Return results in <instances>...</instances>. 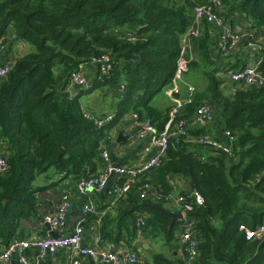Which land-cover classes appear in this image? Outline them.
Listing matches in <instances>:
<instances>
[{
  "label": "trees",
  "instance_id": "16d2710c",
  "mask_svg": "<svg viewBox=\"0 0 264 264\" xmlns=\"http://www.w3.org/2000/svg\"><path fill=\"white\" fill-rule=\"evenodd\" d=\"M222 1L225 18L236 12L245 15L264 39V0ZM195 5L196 0H0L4 45L5 32L12 27L18 39L34 47L15 57L0 80V147L9 164L0 176V236L6 245L14 239L20 219L36 213L38 176L50 169L65 176H89L102 166L101 142L108 126L98 127L87 117L83 90L71 91L70 74L80 63L109 55L112 69L102 79L96 77L95 87L120 90L118 118L137 113L162 129L172 105L164 112L153 99L173 85ZM218 34L216 30L210 39L207 32L196 39L201 57L214 59V70L208 73L209 86L181 108L179 119L193 118L209 98L224 129L236 136L232 154L172 137L155 168L156 180L140 177L120 199L123 221L130 225L139 212L146 219L143 229L168 230L171 218L153 205L163 206L173 191L172 179L184 177L192 191L181 196L193 202L195 191L204 198L190 213L196 220V264H264V238L248 240L240 230L241 225L264 223V84H236L230 93L221 89L217 60L233 54L217 53ZM255 57L263 58L264 72V44ZM197 65L192 60L189 69ZM188 129L190 135L200 134ZM144 182L154 185L160 200L140 198Z\"/></svg>",
  "mask_w": 264,
  "mask_h": 264
},
{
  "label": "crops",
  "instance_id": "0c3cea01",
  "mask_svg": "<svg viewBox=\"0 0 264 264\" xmlns=\"http://www.w3.org/2000/svg\"><path fill=\"white\" fill-rule=\"evenodd\" d=\"M230 18L232 19V27L238 31L248 32L253 29L251 23L245 17L242 18L239 12L232 13ZM201 26L206 27V23L202 22ZM128 30L130 29H126L125 32L129 33L130 31ZM5 35H7V40L4 49L0 51L1 61L14 59L17 56L22 55L20 53L25 49L24 40L17 38L14 28L12 29V27H9L6 30ZM211 37L212 38L210 39H214V36ZM182 42L183 45H186L185 57L189 60H191L192 57H195V60L198 61V65L192 66L188 71H186L187 69L184 71V78L178 85V87H180L178 94L171 93L173 88L172 85L153 99L156 108H161L164 112L168 106H173L176 103L181 104L182 102L181 106L183 108L185 104H187L186 101L189 97L186 85L193 86L195 92L208 87V67L210 66L212 67V70H214V59L209 60L201 57L202 53L197 49V47H200V42L196 41V39H191L187 42L185 38H183ZM232 54V56H224V59L217 60L218 71L216 72V75L221 80H223L220 77L221 72H228L224 70L243 64L242 62L251 61V55L245 52L243 53L241 49L234 51ZM88 66L89 67L85 70V74L88 77L89 85L93 86L94 90H92V92L90 90V93L82 104L84 111L96 115L102 114L108 116L113 114L115 116V119L107 125L106 134L101 142L103 149L109 151L111 159L117 165L120 164L133 169L142 167L148 160L150 154V152H147L145 149L147 146V139H141L138 137L137 129L133 124L132 113H126L123 117L118 118L119 113L117 112L118 108L116 107V104L120 100V90H111L108 86H105L104 88L100 87V89H102L101 91L95 88L97 67L93 64H89ZM201 81L205 82V87L201 86ZM223 81H225V79ZM235 85L236 84L226 80L221 85V89H224L225 91L229 90V92H226L230 93L233 91L231 89ZM106 90H109L107 92L109 99L105 97L104 99L95 98L94 100H97L98 102L91 103L90 99L94 98V95L97 97V95H100L101 92ZM74 92L75 91H73V93ZM203 100L209 101V98ZM186 119L184 120L193 132L207 134L212 138L223 139L225 130L224 123L216 109H214L213 116L202 126L194 124L191 116ZM112 125L113 127H111ZM121 131L124 132L125 136L129 137L122 138V141L119 142L118 138ZM0 151L3 153L1 147ZM200 152L207 155L206 152ZM88 168L89 167H87V169ZM100 169L101 165L95 173H98ZM87 171L91 172V169H88ZM82 177L83 175L77 176L73 173L65 176V174L59 173L55 169H50L49 172L38 176L36 180H34V185L40 189L38 193V206L36 213L30 218L20 219L14 239L21 237H44L49 234L50 232L47 229L46 223L43 221V216L47 212L56 210L62 201L63 195L68 194L72 206L67 215V223L70 229L78 223L83 225V240L85 244L97 245L109 251L120 253H127L135 250L143 258V264H166L167 262L170 264H180L181 260L184 261L185 247L180 239L182 220L176 221L173 228L169 226V229L165 231L161 228H151V230L138 229L136 222L141 217L144 218V216L139 212H136L130 220V225H128L123 221V209L125 208L122 200H116L114 197H110L106 193H100L93 190H88L85 193L77 191L76 183ZM140 177L156 180L157 170L152 168L144 174L139 175L137 179L139 180ZM124 180L125 177L112 174L109 177L108 186L110 187L120 181L123 182ZM172 184L173 191L168 196L167 201L163 206L174 212H182L181 205L178 203L180 196L183 195L181 192H189L192 191V189L190 188L188 180L184 177L173 178ZM88 203L93 204L97 210L85 214L83 212V207ZM134 220L135 225L133 224ZM5 246L6 244L4 243L3 236H0V252ZM26 255L31 264H71L73 259L72 251L67 247L58 249L54 255L47 256L44 259L40 258L37 248L28 249ZM12 260H15V264H19L16 256H14ZM0 264H12V261L10 263L0 262ZM78 264L105 263L90 257H80Z\"/></svg>",
  "mask_w": 264,
  "mask_h": 264
},
{
  "label": "built area",
  "instance_id": "2783aa9c",
  "mask_svg": "<svg viewBox=\"0 0 264 264\" xmlns=\"http://www.w3.org/2000/svg\"><path fill=\"white\" fill-rule=\"evenodd\" d=\"M222 0H196L193 10V20L184 36L189 42L191 39H197L204 33L214 36L218 30L216 49L217 53L222 55L232 54V52L241 49L243 53L251 55V61L246 62L241 67L230 70V80L235 84L249 87H259L264 84V72L261 70L262 57L256 58L255 53H260L263 49L264 39L257 33L256 29L251 31H238L232 27V19L225 18L222 11L225 8ZM240 14V13H239ZM242 18L245 16L240 14ZM202 22L206 23L201 26ZM246 41V42H244ZM242 43L244 46L242 47ZM3 39L0 37V51L4 48ZM182 56L179 59L176 68L172 92L179 93V82L184 78V71L187 68L185 59L186 45H183ZM14 59L6 61L0 60V80L4 79L12 69ZM88 64H94L97 67L96 77L102 79L112 69V63L109 55L93 57L89 62L80 63L78 68L70 74V89L76 91L77 87H89L88 77L85 70ZM91 87V86H90ZM189 97L187 103L191 102L194 96V87L186 85ZM181 104L176 103L169 112V119L162 129H159L150 119L141 120L137 113H133V124L137 129L139 138L147 139L146 151L150 152L148 160L140 168H127L124 165L115 164L110 157L108 150L102 151V166L98 173L83 176L76 183L77 191L85 193L93 190L100 193H106L116 200H120L129 193L138 180L139 175L144 174L152 168H156L162 157L166 154L172 136H183L187 141L193 144L207 146L215 151H222L232 154L233 147L236 142V136L229 130H225L223 139L212 138L207 134L190 135L188 125L184 119H179ZM214 107L211 102L206 101L200 104L193 115V123L202 126L206 123L212 113ZM87 117L92 120L98 127H105L110 124L115 116L110 114L97 118L94 114L87 113ZM9 164L7 154L0 151V176L8 170ZM112 174L125 177V180L117 184L108 186L109 177ZM141 199H161V195L154 185L150 182H144L138 189ZM194 201L187 202L185 196H180L178 203L181 205L183 219L180 233V239L185 247V264H196L199 255L198 240L195 234L196 220L190 215L194 211L195 205H201L204 198L195 193ZM71 200L68 194H64L58 208L52 212H47L43 216V221L51 226V229L59 233L58 237L52 236L50 233L44 237H21L12 239L5 248L0 252V262L10 263L14 256L19 264H31L26 251L30 248H37L39 256L44 259L47 256L54 255L58 249L67 247L72 251L73 259L71 264H78L80 257H90L100 260L105 264H143L144 260L140 254L132 250L127 253L112 252L97 245H87L84 243V227L80 223L75 224L71 229L67 223V215L71 208ZM97 208L91 204H85L83 212L85 214L95 212ZM146 219L141 217L137 222V228L143 229ZM68 230V231H67ZM240 230L244 232L246 239H262L264 238V223L255 227L241 225ZM66 231V232H65Z\"/></svg>",
  "mask_w": 264,
  "mask_h": 264
},
{
  "label": "rangeland",
  "instance_id": "374dc122",
  "mask_svg": "<svg viewBox=\"0 0 264 264\" xmlns=\"http://www.w3.org/2000/svg\"><path fill=\"white\" fill-rule=\"evenodd\" d=\"M24 42H25V49L22 50L20 54H24V53L30 52V51H32V50L34 49L33 45H32L29 41L24 40ZM3 49H4V48H3ZM184 57H185V56H184ZM185 59H186V61H187V68H186L187 70H186V71H188V70H189V65H188V64H189L190 61L195 60V57H192L191 60H189V59L186 58V57H185ZM88 65H89V64H88ZM88 65H87L86 68L89 67ZM93 65H94V64H93ZM241 66H242V64H240V65H238L237 67H234V68H232V69H235V68H238V67H241ZM208 70H209L208 73L211 72V71H212V67L209 66V67H208ZM229 72H230V71H229ZM229 72H227V73H225V72L222 73V72H221V74H220L221 76H220V77H221L223 80L225 79V81L227 80L228 82H232V81L230 80V77H229ZM225 81H223V82H225ZM232 83H233V82H232ZM234 84H235V83H234ZM205 85H206L205 82H202V81H201V86H202V87H205ZM100 87H101V88H104L105 85H98V86H96L95 88H97V89H99V90L101 91L102 89H100ZM223 87H224V86H223ZM92 88H93V89H92ZM92 88H91V92H92V90H94V87H92ZM224 88H225V87H224ZM86 89H87V87H82L80 90H78L79 92L83 90V94H82L83 96H82V99H81V100H82V101H81L82 104H83L84 101L86 100L87 95L90 93V91H89V90H86ZM88 89H89V88H88ZM95 90H96V89H95ZM231 90H233V88H232ZM108 91H109V90H108ZM108 91H107V90H106V91H103V92L100 93V95H97V97H99V98H97V97L94 95V96H93L94 98H91V99H90L91 103H96V102H98L97 100H94L95 98H96V99H100V98H101V99H104V97H105V98L109 99V96H108V93H107ZM226 91L229 92V90H226ZM75 93H77V92H75ZM195 93H196V92H194V94H195ZM91 94H92V93H91ZM86 106H87V105H86ZM213 113H214V110H213ZM213 113H212L211 117L213 116ZM91 114H92V113H91ZM94 115L97 116V118H100V117L104 116V115H102V114H101V115H100V114H99V115L94 114ZM211 117H210V118H211ZM212 153H214V152H212ZM207 154H211V152H209V153L207 152Z\"/></svg>",
  "mask_w": 264,
  "mask_h": 264
},
{
  "label": "water",
  "instance_id": "95a60500",
  "mask_svg": "<svg viewBox=\"0 0 264 264\" xmlns=\"http://www.w3.org/2000/svg\"><path fill=\"white\" fill-rule=\"evenodd\" d=\"M125 137H129V136H125L124 132L121 131L119 134L118 141L119 142L122 141V138H125ZM153 207L160 210L161 212H163L164 214H166L167 216H169L171 218L170 227H172L176 221L183 219V213L182 212H174V211H171V210L165 208L164 206H161L158 204L153 205ZM46 226H47V229L49 230V232L52 236H54V237L59 236V233L57 231L52 230L51 226L48 223H46ZM12 264H15V260H12Z\"/></svg>",
  "mask_w": 264,
  "mask_h": 264
},
{
  "label": "clouds",
  "instance_id": "9594fccd",
  "mask_svg": "<svg viewBox=\"0 0 264 264\" xmlns=\"http://www.w3.org/2000/svg\"><path fill=\"white\" fill-rule=\"evenodd\" d=\"M75 92H77V90H76ZM75 92H74V93H75ZM78 92H79V91H78Z\"/></svg>",
  "mask_w": 264,
  "mask_h": 264
}]
</instances>
